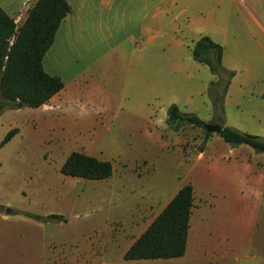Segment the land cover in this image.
<instances>
[{
	"label": "rangeland",
	"instance_id": "374dc122",
	"mask_svg": "<svg viewBox=\"0 0 264 264\" xmlns=\"http://www.w3.org/2000/svg\"><path fill=\"white\" fill-rule=\"evenodd\" d=\"M216 7L220 4L213 0L210 8ZM183 37L180 31L163 46L125 42L114 52L125 61L96 64L101 72L92 75L93 82L108 96L120 88L121 110L81 98L63 116L48 118L45 111L20 108L0 96L5 107L0 114V216H10L0 241L7 248L38 264H69L76 255L106 264H264V204L254 191L256 162L262 160L243 145L250 151L242 153L243 166L229 161V144L212 134L206 160L197 161L206 147L204 130L184 123L175 131L167 118L163 126L160 121L176 105L206 124L216 122L209 95L214 75L194 61L190 45L177 47ZM245 43L263 53V39L247 33ZM109 45L91 34L80 52L86 60L98 59ZM88 65L78 62L75 68ZM240 99L241 105L228 108L226 123L239 119L242 129L264 130V100L254 99L256 110ZM257 113L260 118L252 119ZM13 129L18 134L1 146ZM73 152L111 162L114 175L105 181L64 176L61 167ZM187 184L194 189L195 207L184 257L125 261L124 249L159 215L174 188Z\"/></svg>",
	"mask_w": 264,
	"mask_h": 264
},
{
	"label": "crops",
	"instance_id": "0c3cea01",
	"mask_svg": "<svg viewBox=\"0 0 264 264\" xmlns=\"http://www.w3.org/2000/svg\"><path fill=\"white\" fill-rule=\"evenodd\" d=\"M36 1L0 0V7L15 20L18 26H21ZM212 1L67 0L71 12L62 22L55 41L43 62L46 73L59 77L64 83V89L52 97L46 105L35 110L45 111L44 115L48 118H54L53 115L59 118L64 115V111L69 112V108L81 98H91L93 101L97 98L105 104L106 109L121 110L123 104L118 97L120 88L108 96L93 82L92 75L99 77V72H101V69L97 70L96 64L105 61L104 59H108L111 64L119 60L125 61L124 57L114 56V52L120 50L125 42L145 40L147 45L163 46V40L175 39V36L182 31L183 41L177 40V47L182 44L193 48L200 38L208 36L224 48L223 66L235 72V77L224 99L225 125L240 132L264 138V130L242 129L240 125H237L240 122L239 119L233 125L226 123L229 120L228 108L241 105L242 96L247 103L252 105V108L257 110L258 105L253 104L254 99H262L264 94V47H262L263 53L259 54L257 50L247 48V43H245L247 33L255 39L264 40V0H218L220 7L215 9L210 8ZM238 4L242 9L237 6ZM236 12H239L241 16ZM233 15H238L239 18L237 16L234 18ZM247 20L248 23H246ZM89 32L101 37L104 43L110 44L106 54L98 59L93 57L91 60H86L84 54L80 52L86 39H90ZM115 46L119 47L114 49ZM72 52L73 55L70 56ZM78 62H90V65L78 71L75 68V63ZM216 79L214 76L213 81ZM249 91L255 93L250 94ZM139 109L146 108L142 106ZM166 118L167 115L164 113L160 116L162 126ZM251 118L258 120L260 115L252 114ZM210 139H207L204 151L198 154L197 161L206 160L207 143ZM246 151L250 153L243 145L235 148L229 145L227 159L239 162L240 158H244L242 153ZM257 156L262 161L256 162L259 174L255 183L259 185L254 187V191L259 198V203L264 204V153L257 154ZM239 163L243 166L244 161ZM210 166L214 169L216 165L210 164ZM180 189L181 187L174 188L175 193L171 194L167 204ZM9 219L8 215L0 216V235H4L5 223ZM133 243H130L124 252ZM73 259L74 261L70 260L69 264H106L102 263L100 258L92 259L76 255ZM0 264L38 263L35 258H27L19 250L7 248L0 241ZM40 264L46 263L41 262Z\"/></svg>",
	"mask_w": 264,
	"mask_h": 264
},
{
	"label": "trees",
	"instance_id": "16d2710c",
	"mask_svg": "<svg viewBox=\"0 0 264 264\" xmlns=\"http://www.w3.org/2000/svg\"><path fill=\"white\" fill-rule=\"evenodd\" d=\"M70 12L67 0H37L29 10L25 22L18 26L0 7V96L3 99L18 107L21 105L38 109L64 89V83L59 77L46 73L43 62L62 22ZM12 38L14 42L11 44ZM223 55L224 48L208 36L200 38L192 49L194 61L208 66L217 78L210 84L209 95L215 124L221 127L219 136L231 147L246 145L257 154H263L264 138L224 125V99L235 72L223 66ZM262 99L264 100V94ZM4 108L0 101V114ZM184 123L203 129L206 140L212 136L206 132V123L199 117L182 113L178 106L171 105L167 112V125L178 131ZM18 132V129L11 130L1 146L10 142ZM61 173L67 177L105 181L114 175V166L109 161L99 160L84 152H73L62 165ZM194 203V189L191 184H187L125 252L124 260L133 262L184 257ZM1 208L0 206V210Z\"/></svg>",
	"mask_w": 264,
	"mask_h": 264
},
{
	"label": "water",
	"instance_id": "95a60500",
	"mask_svg": "<svg viewBox=\"0 0 264 264\" xmlns=\"http://www.w3.org/2000/svg\"><path fill=\"white\" fill-rule=\"evenodd\" d=\"M19 107L21 108L22 106L19 105ZM204 128L206 132L210 134L220 135L221 133V127L218 124H206Z\"/></svg>",
	"mask_w": 264,
	"mask_h": 264
},
{
	"label": "built area",
	"instance_id": "2783aa9c",
	"mask_svg": "<svg viewBox=\"0 0 264 264\" xmlns=\"http://www.w3.org/2000/svg\"><path fill=\"white\" fill-rule=\"evenodd\" d=\"M14 42V38L11 39L10 43L12 44Z\"/></svg>",
	"mask_w": 264,
	"mask_h": 264
}]
</instances>
